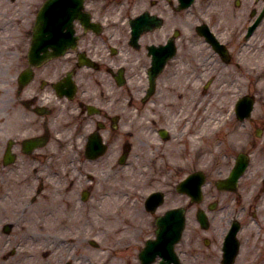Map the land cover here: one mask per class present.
<instances>
[{"label":"flooded vegetation","instance_id":"flooded-vegetation-1","mask_svg":"<svg viewBox=\"0 0 264 264\" xmlns=\"http://www.w3.org/2000/svg\"><path fill=\"white\" fill-rule=\"evenodd\" d=\"M26 1L0 0V264H79L78 236L48 234L41 216L32 220V207L49 199L74 209L91 199L94 179L86 164L94 160L86 157L87 142H104L101 158L118 162L150 142L174 139V111L162 108L167 93L181 99L191 91L186 82L198 83L199 96L214 84L237 95L234 84L248 83L245 94L254 103L262 94L263 103L250 124L264 130V0H86L93 24L75 21L74 47L22 82L20 75L30 71ZM134 19L136 38L129 26ZM153 64L163 67L147 96ZM226 143L217 142L214 154L202 146L188 155L186 175L199 173L204 183L199 204L186 198V221L194 229L176 246L181 264H220L230 229L237 228L239 244L234 264L243 252V259L250 255L261 234L264 239V139ZM240 154L248 166L233 185L227 179ZM249 233L253 246L245 250ZM255 259L251 264H264V246Z\"/></svg>","mask_w":264,"mask_h":264},{"label":"rangeland","instance_id":"rangeland-1","mask_svg":"<svg viewBox=\"0 0 264 264\" xmlns=\"http://www.w3.org/2000/svg\"><path fill=\"white\" fill-rule=\"evenodd\" d=\"M41 2L42 0H29L24 3V5H30L32 19ZM17 5L22 6V3ZM260 84L262 83H257L256 87ZM185 85L189 86L187 83ZM247 85L246 82L238 81L233 89L236 91L237 87L238 91L244 92L247 90ZM217 86L214 84L213 90L207 96H199L192 84L189 87L191 91L183 94L181 99L167 93L168 106H165L162 112L170 113L173 109L176 112L179 108L189 110L191 117L186 123L191 122L193 126L190 130V138H185L181 136L180 127L182 125L174 124L176 139L164 145L163 149L160 148V155L164 154L165 159L162 168H155L154 171V163L150 160L152 150L149 147L133 149L129 164L125 168H120L115 164L109 169L113 164L112 157L102 158L94 164H86L96 178L91 199L85 204H78L74 209H70L63 202H58V205L53 200H41L37 207H32V220L41 216V220L46 223L48 234L77 235L78 238H75V241L78 247L79 264H88L89 260L96 262L101 256H110L109 252L115 256V258L110 256L109 264H137L138 250L146 239L153 237L154 233V218L142 207V202L149 192L157 188L162 189L167 192L169 205L171 203L180 204L182 198L173 192V183L187 171L188 155H192L194 151L198 154L200 146H205L207 154L210 155L216 152L217 142H227L226 147L230 142H241L242 138H252L255 142H263L262 134L258 138L255 135V128H251L249 123H237L233 117L231 118L228 110L235 97L234 95L226 96L223 94L224 88L219 91ZM196 106L200 107L198 113L195 111ZM262 111L258 105L254 116H259ZM213 119L219 120L217 132L211 130L215 123ZM204 120H207L208 124L212 122V125L208 127V135L202 137L205 127H201V124ZM14 190L19 192V186L14 185ZM47 192L53 197L51 194L53 190H47ZM191 225L188 223L189 231L186 228L185 237L192 234ZM250 234L243 238L245 250L250 245L253 246ZM90 238L96 240L99 244L98 248L87 243ZM246 239L249 242L245 243ZM257 245L253 247L254 250L246 256V259H243L246 253L243 252L244 256L236 264H246V262L251 264L254 260L253 255L264 246L262 234ZM201 262L202 264H217L211 260ZM255 262L257 259L254 260Z\"/></svg>","mask_w":264,"mask_h":264},{"label":"water","instance_id":"water-1","mask_svg":"<svg viewBox=\"0 0 264 264\" xmlns=\"http://www.w3.org/2000/svg\"><path fill=\"white\" fill-rule=\"evenodd\" d=\"M73 5L70 0H48L46 4L43 6L42 10L39 12L34 32H33V48L36 51L44 50V46L42 43L44 42V31H46L50 37H53L55 33L59 30L61 26L64 25V22L69 20L70 12ZM72 17V16H71ZM51 20L49 24L45 23L47 20ZM172 217L173 213L169 214L168 220L164 223V230L159 232L158 237L160 238V242H164L167 238L174 236H178L181 228L178 230L174 229L172 225ZM160 225V224H159ZM147 250H150V245Z\"/></svg>","mask_w":264,"mask_h":264},{"label":"bare ground","instance_id":"bare-ground-1","mask_svg":"<svg viewBox=\"0 0 264 264\" xmlns=\"http://www.w3.org/2000/svg\"><path fill=\"white\" fill-rule=\"evenodd\" d=\"M116 231H117V229H116Z\"/></svg>","mask_w":264,"mask_h":264}]
</instances>
